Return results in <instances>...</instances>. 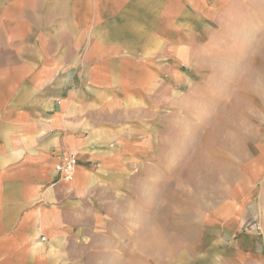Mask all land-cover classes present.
Segmentation results:
<instances>
[{"label":"crops","instance_id":"0c3cea01","mask_svg":"<svg viewBox=\"0 0 264 264\" xmlns=\"http://www.w3.org/2000/svg\"><path fill=\"white\" fill-rule=\"evenodd\" d=\"M225 1L0 0V264L78 263L105 195L159 153L160 122L176 128L191 19ZM261 216L255 191L226 201L220 248L264 264Z\"/></svg>","mask_w":264,"mask_h":264},{"label":"rangeland","instance_id":"374dc122","mask_svg":"<svg viewBox=\"0 0 264 264\" xmlns=\"http://www.w3.org/2000/svg\"><path fill=\"white\" fill-rule=\"evenodd\" d=\"M225 2L191 19L176 128L160 122L159 153L129 171L127 191L105 195L77 264H261L225 253L214 224L220 206L252 190L264 233V0Z\"/></svg>","mask_w":264,"mask_h":264},{"label":"built area","instance_id":"2783aa9c","mask_svg":"<svg viewBox=\"0 0 264 264\" xmlns=\"http://www.w3.org/2000/svg\"><path fill=\"white\" fill-rule=\"evenodd\" d=\"M76 166V159L73 156L63 158L56 166L58 172H60L65 178H70L73 174Z\"/></svg>","mask_w":264,"mask_h":264},{"label":"bare ground","instance_id":"6f19581e","mask_svg":"<svg viewBox=\"0 0 264 264\" xmlns=\"http://www.w3.org/2000/svg\"><path fill=\"white\" fill-rule=\"evenodd\" d=\"M205 168H207V170H210V171H211V166H210V167H209V166H208V167L205 166ZM212 171H213V169H212ZM208 173H209V172H208ZM211 176H212V175H211Z\"/></svg>","mask_w":264,"mask_h":264}]
</instances>
